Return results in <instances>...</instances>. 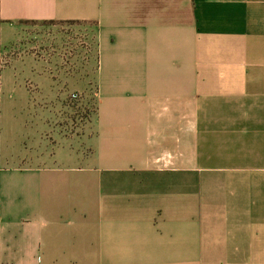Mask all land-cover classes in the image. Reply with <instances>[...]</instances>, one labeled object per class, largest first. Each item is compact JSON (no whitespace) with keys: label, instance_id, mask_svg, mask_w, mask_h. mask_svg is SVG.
<instances>
[{"label":"crops","instance_id":"obj_1","mask_svg":"<svg viewBox=\"0 0 264 264\" xmlns=\"http://www.w3.org/2000/svg\"><path fill=\"white\" fill-rule=\"evenodd\" d=\"M0 264H264V0H0Z\"/></svg>","mask_w":264,"mask_h":264},{"label":"rangeland","instance_id":"obj_2","mask_svg":"<svg viewBox=\"0 0 264 264\" xmlns=\"http://www.w3.org/2000/svg\"><path fill=\"white\" fill-rule=\"evenodd\" d=\"M62 29V26L60 25ZM68 28V27H67ZM72 32V31H71ZM62 33H66V30L61 31ZM68 34L69 31L67 32ZM60 45L64 48L70 42L69 39H65L64 36L59 39ZM69 45H67L68 47ZM96 68L97 62L93 58V76H92V89L89 95L86 97V107L83 106V93H75L77 95V99L75 100V104L72 107L61 109V122L67 123L69 125V130L73 132H77L79 123L82 122L83 117L86 119H91L94 123L98 119L99 115V102H98V89H97V76H96ZM71 97V94H70ZM69 97V100L71 99ZM67 128V127H66ZM96 134L95 125H92V136Z\"/></svg>","mask_w":264,"mask_h":264},{"label":"built area","instance_id":"obj_3","mask_svg":"<svg viewBox=\"0 0 264 264\" xmlns=\"http://www.w3.org/2000/svg\"><path fill=\"white\" fill-rule=\"evenodd\" d=\"M71 99H72V100H76V99H77V95H76V94H73V95L71 96Z\"/></svg>","mask_w":264,"mask_h":264}]
</instances>
